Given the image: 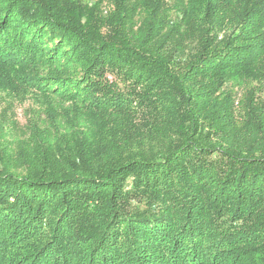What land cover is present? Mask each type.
<instances>
[{"label": "trees", "instance_id": "trees-1", "mask_svg": "<svg viewBox=\"0 0 264 264\" xmlns=\"http://www.w3.org/2000/svg\"><path fill=\"white\" fill-rule=\"evenodd\" d=\"M0 264H264V0H0Z\"/></svg>", "mask_w": 264, "mask_h": 264}, {"label": "rangeland", "instance_id": "rangeland-1", "mask_svg": "<svg viewBox=\"0 0 264 264\" xmlns=\"http://www.w3.org/2000/svg\"><path fill=\"white\" fill-rule=\"evenodd\" d=\"M103 9H104V11H106L108 8L106 6H104ZM17 112H18V119H19V121L20 122H23L24 121L23 120V108H19L17 110Z\"/></svg>", "mask_w": 264, "mask_h": 264}]
</instances>
